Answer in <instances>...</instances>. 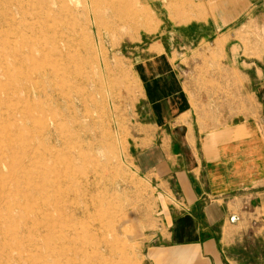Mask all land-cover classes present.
<instances>
[{
    "label": "rangeland",
    "instance_id": "obj_1",
    "mask_svg": "<svg viewBox=\"0 0 264 264\" xmlns=\"http://www.w3.org/2000/svg\"><path fill=\"white\" fill-rule=\"evenodd\" d=\"M247 2L0 0V264H172L150 250L176 240L154 236L159 198L135 162L137 64L171 42L203 124L257 120L264 7Z\"/></svg>",
    "mask_w": 264,
    "mask_h": 264
},
{
    "label": "crops",
    "instance_id": "obj_2",
    "mask_svg": "<svg viewBox=\"0 0 264 264\" xmlns=\"http://www.w3.org/2000/svg\"><path fill=\"white\" fill-rule=\"evenodd\" d=\"M247 1L252 10L264 7V0ZM223 26L213 22L215 32ZM205 31L197 30L199 45ZM184 34L180 50L191 45ZM174 49L171 42L151 43L137 64L142 131L135 162L159 198L162 226L154 236L176 240L167 253L150 248L159 255L154 261L258 264L244 255L254 249L250 241L264 250V65H253L258 119L218 127L201 122L193 82L177 66L188 57L178 53L174 60Z\"/></svg>",
    "mask_w": 264,
    "mask_h": 264
}]
</instances>
